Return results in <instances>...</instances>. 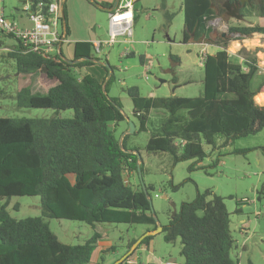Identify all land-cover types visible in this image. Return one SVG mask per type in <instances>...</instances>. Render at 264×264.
<instances>
[{
  "label": "trees",
  "instance_id": "16d2710c",
  "mask_svg": "<svg viewBox=\"0 0 264 264\" xmlns=\"http://www.w3.org/2000/svg\"><path fill=\"white\" fill-rule=\"evenodd\" d=\"M27 1L29 11H35L40 3H59L65 21L63 25L61 17L60 30L62 35L69 36L66 0ZM224 2L183 0L182 43H206L219 48L205 57L201 97L152 98L141 96L137 87L125 90L132 101L133 115L139 121L138 131L146 130L153 110L167 112L160 132L148 140L146 151L169 153L175 164L189 160L201 163L207 157L204 145L217 150L229 145L233 138L254 135L264 129V106L255 102L257 94L264 95V79L255 91L251 89L252 80L261 71L258 60L255 54L241 49L236 56L243 64L236 63L228 52L233 40L230 36L243 40L255 33L264 34L261 24L264 0H249L240 10L243 24L236 20L237 24L229 25L226 34L214 38L210 22L231 20L224 16ZM160 8L170 23L172 14L166 11L164 2ZM2 34L17 42L6 55L0 54L16 65L17 77L39 71L38 79L47 83L45 92H34L29 85L22 87L15 95L17 106L50 109L57 116L0 118V200L40 197L42 208V217L15 219L7 210L8 203L0 206V264L91 263L104 238L102 234L95 232L83 245H67L59 241L43 217L78 221L91 227L142 225L146 226V232L155 231L157 224L143 186L131 187L130 176L139 173L138 156L126 151L137 150L128 148L127 136L121 149L115 136V129L126 120L119 100L108 95L113 72L104 93L105 80L100 82L84 73L94 63L68 64L60 58L61 49L55 58H45L28 52L14 36ZM95 50L91 42H77L73 61L95 58ZM172 58L179 62V58ZM141 62L144 63L142 58ZM67 110L74 112L72 118L58 116ZM182 111L186 114H181ZM223 138L224 142L218 146V140ZM141 167L142 162L140 172ZM195 169V165L189 167L190 171ZM145 189L152 199V187ZM230 223L224 198L211 190L198 191L193 201L182 203L179 212L162 227V233L168 244L180 241L183 264H239L237 258L231 257L235 241ZM152 237H145L125 262L141 246L149 247ZM136 242L137 239L130 240L122 256ZM117 251L112 245L101 252ZM96 264H105L104 257Z\"/></svg>",
  "mask_w": 264,
  "mask_h": 264
},
{
  "label": "rangeland",
  "instance_id": "374dc122",
  "mask_svg": "<svg viewBox=\"0 0 264 264\" xmlns=\"http://www.w3.org/2000/svg\"><path fill=\"white\" fill-rule=\"evenodd\" d=\"M23 1L25 0H0V13L2 12L7 20L13 21L19 28H31L32 24L28 21L26 14H18L25 11L28 6ZM163 2L166 5V11L172 14L170 23L165 17V11L158 7ZM137 3L138 10L132 37H117L113 46H105L100 52L97 50L93 52L96 59L108 63L112 69L113 79L107 88L109 97L119 100L124 116L133 122L137 129L136 133L127 135V146L130 149H136L141 158L142 180L139 173L132 174L131 187L136 189L142 184L145 187H152L150 190L152 205L161 227L169 224L173 204L179 212L182 203L193 201L198 191L201 193L206 190L213 191L214 194L224 198L230 215V229L235 241L231 257L237 258L239 264H264V191H262L264 129L254 135L233 138L229 145L217 150L204 145L207 157L201 163L189 160L175 164L173 156L169 153L147 152L148 140L160 132L161 125L168 114L164 110H153L146 130L138 131L139 121L133 115L132 101L125 90L137 87L141 96L152 98L201 97L204 78V68L200 65L201 58L203 54H213L219 48L207 46L204 51H201L203 47L195 43H182L183 0H158L157 6H155L157 0ZM143 4L147 5L148 9L143 10ZM98 16L100 20L97 26H100L107 34L109 16L103 11H98ZM236 24L237 21L234 19H231L229 23L221 19L211 21L210 26L214 28L213 37L218 38L221 34H226L228 26ZM241 24H243L242 21ZM261 24L264 25V21H261ZM230 37L233 40L229 44L228 52L238 55L241 49H245V44L242 46V40H234L233 35ZM109 38L107 34L104 41H108ZM244 39H249L251 48L258 44L264 45V34L255 33ZM1 45L12 49L17 42L0 32ZM126 52L132 53L131 56H124ZM3 54L6 55V53ZM234 55H232L233 62L243 64L241 58ZM172 56L179 58V62ZM260 57H262L260 66L264 67V55ZM145 67L149 68L148 71ZM31 73L33 75L30 77ZM38 76L39 71H31L17 77V68L13 61L7 57L4 59L0 55V91L3 94L0 93V118L49 119L57 116L55 111L50 109L17 106L15 95L28 84V81L34 92L46 91L47 83L39 81ZM263 79V73L257 74L252 80L251 89L255 91ZM31 85H29L30 88ZM260 96L256 97V101L261 104L263 98ZM181 114L186 112L182 111ZM58 116L70 119L74 116V112L63 111ZM128 128L127 121L121 122L115 129V136L120 140ZM224 140V138L218 140V146H221ZM235 151H242V153H234ZM214 163L217 165L213 166ZM192 165H195L197 169L190 171L189 167ZM6 203H8V212L15 219L42 217L40 197H12L9 201L0 200V206ZM15 206L18 209H14ZM43 220L48 223L50 230L59 241L67 245H83L95 232L102 234L104 238L100 242L101 245L93 253L89 264H96L102 257L105 264H114L123 257L124 247L130 240L138 241L147 234L146 226L142 225L102 224L91 227L78 221L46 217H43ZM152 236L149 249L137 250L133 256L134 259L131 258L136 261L135 264L184 263L180 241L168 244L164 241L162 232ZM112 245L117 247L116 254L101 252Z\"/></svg>",
  "mask_w": 264,
  "mask_h": 264
},
{
  "label": "built area",
  "instance_id": "2783aa9c",
  "mask_svg": "<svg viewBox=\"0 0 264 264\" xmlns=\"http://www.w3.org/2000/svg\"><path fill=\"white\" fill-rule=\"evenodd\" d=\"M29 19L32 22L31 28H19L13 21L7 20L4 14L0 13V31L6 35H12L22 43L28 51L37 53L45 58H55L59 46L65 41L62 35L60 4L52 2L50 5L40 3L35 11H28ZM134 24L133 4L127 3L117 8L109 19V40L95 42L96 50L103 47H111L115 44L117 37H132ZM126 52L124 56H128ZM206 55L201 58L200 65L204 66ZM148 67L145 70L148 71ZM136 262L129 259L127 264ZM167 264H172L171 262Z\"/></svg>",
  "mask_w": 264,
  "mask_h": 264
},
{
  "label": "crops",
  "instance_id": "0c3cea01",
  "mask_svg": "<svg viewBox=\"0 0 264 264\" xmlns=\"http://www.w3.org/2000/svg\"><path fill=\"white\" fill-rule=\"evenodd\" d=\"M94 1L98 2L104 8H112L114 6L115 2L118 0H94ZM145 1L146 0H119V5L117 8L123 7L127 3L131 2L133 4L134 24H135L136 11L138 10V8H137L138 3L137 2L143 3ZM157 5H158V0H157V3L155 6H157ZM160 5H158V7ZM146 6L147 5L143 4L142 9L143 10L148 9ZM66 7H67V18H68V26H69L70 34L68 37H65V41L59 47L62 51L63 57H65L68 60H73L74 59V45L77 42H91L95 45V42H97L99 40L104 41L107 34L109 36L110 28L106 34L103 32V30L100 26H97L98 20H100V18L98 16V11H103V12H105V11L97 8L88 0H66ZM60 9H61V7H60ZM25 11L28 13L29 5L26 6ZM105 13L108 14V16H109L108 18L110 19V14L108 12H105ZM26 16H27L28 21L32 24V22L29 19V15L26 14ZM134 24H133V26H134ZM22 27H23V25H22ZM213 29L214 28H212V31H213ZM64 36H65V34H64ZM242 43H243L242 46L245 44L244 46H245L246 51L255 54V56L258 60V62H257L258 66L260 67V70H261L259 72V74H261V73L264 74V67L260 66V60L262 58L260 56L264 55L263 54L264 49H262L261 47L264 48V45L258 44L255 47L251 48V46L249 44V39H243ZM195 45H199V46L203 47V48H201V51H204L207 46H215L216 48H218L216 45H210V44H206V43H195ZM9 50H11V49L8 48V46H6V45L0 46V54L7 53V52H9ZM97 51L100 52V50H97ZM217 51L218 50H216L213 54H215ZM213 54H207V55H213ZM231 55H234V53H232ZM234 56H236V55H234ZM84 73L90 74L92 77L96 78L100 82H103L104 80L106 81V79L108 77V76L106 77L107 72L105 71V69L99 65H96V64H94L93 66L85 68ZM32 75H33V73H31L29 76L31 77ZM21 76H24V74H22ZM32 83H33V80H32ZM27 85H31V84H29V81H28ZM31 89H32V85H31ZM32 91H33V89H32ZM260 94H257L256 97ZM256 97H255V102L257 103ZM260 97L263 98L262 102H264V95H261ZM262 102H261V104L260 103H257V104L260 106H264V103H262ZM107 245H109V244H107ZM148 249L149 248L147 246L143 245L138 249V251H146ZM133 259H134V257H133Z\"/></svg>",
  "mask_w": 264,
  "mask_h": 264
},
{
  "label": "water",
  "instance_id": "95a60500",
  "mask_svg": "<svg viewBox=\"0 0 264 264\" xmlns=\"http://www.w3.org/2000/svg\"><path fill=\"white\" fill-rule=\"evenodd\" d=\"M90 1L94 6H96L97 8L101 9V10H104L105 12H108L109 14H112L118 7L119 5V0L115 2L114 6L112 8H104L102 5H100L98 2L94 1V0H88ZM249 0H236L235 2H230L229 0H225V2L223 3V8L225 9V17L227 18H230V19H234V20H237V21H242L243 20V17L241 16L240 14V10L245 6V4L248 2ZM23 3L25 5H28V1L25 0L23 1ZM61 11V17H62V20H63V25H65V21H64V14H63V8L60 9ZM18 14H28L26 11H21V12H18ZM224 36V35H223ZM60 51V47L58 49ZM60 58L65 61L66 63L68 64H78V63H81L83 61H89V62H92L96 65H99L103 68L106 69V71H108V77L106 79V82L109 80V78L111 77L112 75V69L110 67V65L108 63H104V62H101L99 61L98 59L96 58H85V59H80V60H68L66 59L65 57H63V55H60ZM106 82L105 84L103 85V91L105 93V85H106ZM125 120L128 122V125H129V128L128 130L123 134V136L120 138L119 140V146L121 149H123V139L129 135V134H134L135 133V130H136V127L134 125L133 122H131L126 116H124ZM128 153H135L137 156H138V172H139V176L141 178V172H140V163H141V158L139 156V154L137 152H133V151H126ZM142 180V178H141ZM143 186V189H144V192L146 194V198L148 200V202L150 203V209H151V212H152V215H153V218L157 224V229L153 232H148L146 235H144L142 238H140L132 247V249L127 253L125 254L120 260L116 261L114 264H123L125 262V260L128 259V257L135 251V249L137 248V246L139 245V243L147 236L149 235H154L158 232H162L163 228L159 225L158 223V220H157V217L155 215V212H154V209H153V205H152V199L150 198L148 192L146 191L145 189V186L144 184H142ZM172 209H173V213H172V216L171 217H174L177 213V210H176V206L173 204L172 205Z\"/></svg>",
  "mask_w": 264,
  "mask_h": 264
}]
</instances>
